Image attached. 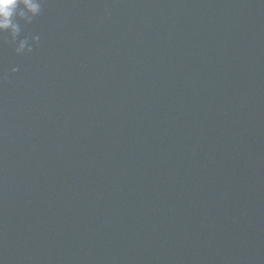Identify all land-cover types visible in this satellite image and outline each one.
<instances>
[{
	"label": "water",
	"instance_id": "water-1",
	"mask_svg": "<svg viewBox=\"0 0 264 264\" xmlns=\"http://www.w3.org/2000/svg\"><path fill=\"white\" fill-rule=\"evenodd\" d=\"M18 22L40 39L0 34V264H264V0Z\"/></svg>",
	"mask_w": 264,
	"mask_h": 264
},
{
	"label": "clouds",
	"instance_id": "clouds-1",
	"mask_svg": "<svg viewBox=\"0 0 264 264\" xmlns=\"http://www.w3.org/2000/svg\"><path fill=\"white\" fill-rule=\"evenodd\" d=\"M43 2L44 0H0V34L8 33L17 55L32 53L33 46L40 39L37 35L18 40L21 33V24L18 21L31 24L41 14ZM16 71V68L12 69L13 73Z\"/></svg>",
	"mask_w": 264,
	"mask_h": 264
}]
</instances>
